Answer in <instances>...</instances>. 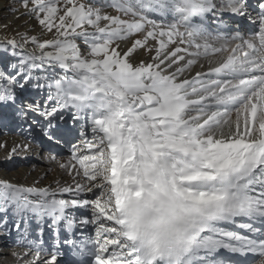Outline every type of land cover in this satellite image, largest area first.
I'll return each instance as SVG.
<instances>
[{
  "label": "snow or ice",
  "instance_id": "obj_1",
  "mask_svg": "<svg viewBox=\"0 0 264 264\" xmlns=\"http://www.w3.org/2000/svg\"><path fill=\"white\" fill-rule=\"evenodd\" d=\"M19 2L31 26L0 42L15 57L0 105L70 149V181L0 180L22 264H57L63 247L74 264H264V2L246 36L221 29L247 0ZM201 57L208 70L188 78ZM29 86L42 99H21Z\"/></svg>",
  "mask_w": 264,
  "mask_h": 264
},
{
  "label": "rangeland",
  "instance_id": "obj_2",
  "mask_svg": "<svg viewBox=\"0 0 264 264\" xmlns=\"http://www.w3.org/2000/svg\"><path fill=\"white\" fill-rule=\"evenodd\" d=\"M12 3H14L13 6L19 9V11L9 10V6H11ZM95 4L97 7H100L102 5L100 2H95ZM24 11L25 9L20 6L19 0H11V1L0 0V42L12 37H15L19 41L20 36L17 34V31L18 30L23 31L24 29L31 26L29 24L30 18L21 15V13H23ZM251 17L253 18V16ZM251 19L248 18L247 20L245 18V22H250ZM31 23L34 24L35 21H31ZM234 30L235 29H233L232 32H234ZM36 31L39 32V29H37ZM236 31L237 30H235V32ZM28 50L29 51L32 50L31 45H28ZM14 59L15 57L10 56L7 52L0 51V68L6 69L7 63L13 61ZM18 94L20 95L21 99H28L29 101L35 98L42 99L40 94L35 89H32L30 86L28 87L27 91L19 92ZM32 119H34V116L30 114L29 119L27 121L21 120L14 106L0 105V140L3 142L0 144V180H7L17 184L25 185L26 181L24 179H26V174L29 175L32 174V176L40 175V177L38 178L39 182L37 184L40 186H45L46 182L53 180L58 176V168H59L58 163L54 162L52 164H49L47 162L48 155H46L45 152L50 153V151H52L54 152L55 155L64 154L68 156L70 151L69 145L49 142L47 138L44 137L39 126L34 123H31ZM68 123L69 125H71L70 119ZM27 125L33 126V130H37V135L40 137V140L37 141V149L38 148L39 149L37 151L35 150V153L36 152L38 153V154L36 153L35 155H37L39 159L35 158L34 162L30 160L29 162L26 163L25 161H23V159H21L23 157L22 154H24V152L33 153L34 151L33 149L30 148L28 151H24V152L19 151L15 154L10 152L11 153L10 154L7 153V151H4V149L1 150V147H5L4 146L5 143L6 146L9 145L8 141H13L14 139L19 140L21 142L24 141L26 144H29L30 140L33 137L32 134H30L31 132L30 133L28 132L27 129L29 128H26ZM46 145L48 146V148ZM51 147H55V150H50ZM24 169H27V171H25ZM12 174H14V177L8 178V175H12ZM83 214L86 215L87 213H83ZM24 219H27L29 222L30 216H26L22 218L21 223ZM14 223H15V218L10 219L8 213V227L11 228ZM36 228H37L36 224L34 227L31 226L30 230L33 236L35 235ZM15 231L16 230L13 228L11 234H9L8 232L5 231L4 227H0V250L3 251L0 252V264H10L9 260H11V262L12 261L14 262L13 260L14 255L18 254L22 249L21 244L16 243L19 233L18 232L15 233ZM65 259H67V261H70V255L69 254L64 255V257L59 260L63 261ZM60 262H57V264H63ZM70 264H74V263L71 262Z\"/></svg>",
  "mask_w": 264,
  "mask_h": 264
},
{
  "label": "bare ground",
  "instance_id": "obj_3",
  "mask_svg": "<svg viewBox=\"0 0 264 264\" xmlns=\"http://www.w3.org/2000/svg\"><path fill=\"white\" fill-rule=\"evenodd\" d=\"M11 1V0H10ZM94 2H100L101 4H103V0H94ZM248 4H247V7H248V13H249V11H251V10H253L254 12H253V14L254 15H252L253 16V20H251L250 22H245V18L247 19V16L246 15H244L243 17H242V20H240V22H238V20H237V22H235V21H233V19H235V17H239V15H235V14H231V13H225L224 15H223V19L227 22V23H229V24H234V26H238V23H242V24H246L247 25V28H246V31H245V28H242V32H241V34H243V35H247V31H249L250 30V32H257L258 30H259V27H258V22L255 20V18H257L260 14H259V10H257L256 8H254L253 7V5L250 3V2H247ZM14 5V3H12V5L11 6H13ZM259 8V7H258ZM105 11H110L109 9H105ZM258 13V14H257ZM241 19V18H240ZM199 20V19H198ZM207 28L210 30V31H215L216 29H217V22L210 16L209 18H208V22H207ZM232 33H235V31L234 32H232ZM140 55L143 57V56H145L146 54L145 53H143V52H141L140 53ZM208 70V58H205V57H201L200 59H199V61L197 62V64L196 65H193L192 66V68H191V70H190V72H188V73H186V76L188 77V78H191L192 76H195V74L197 73V72H201V71H204V72H206ZM11 106V105H10ZM12 108V107H11ZM26 127V126H25ZM31 128V133L30 134H32V139L30 140V143H29V145H31V149H33L34 151H33V153H29V152H24V154H22L23 155V157L21 158V159H23V161H25L26 163L27 162H29L30 160L32 161V162H34V159L35 158H37V159H39L38 158V156L37 155H35L36 153H35V150L37 151L38 149H37V141H39L40 140V137L37 135V130H33V126H30V125H27V127L26 128ZM28 130V129H27ZM1 143H3L1 140H0V144ZM8 143H9V145H7V146H5V147H1V150H3L4 149V151H7V153H10L11 151H10V149L14 146V145H18V144H20V143H24V144H26L24 141L23 142H21V141H19V140H13V141H8ZM36 146V147H35ZM47 146V145H46ZM42 148V147H41ZM47 148H48V146H47ZM50 150H55V148H53V149H51L50 148ZM46 151V150H45ZM22 152V153H23ZM31 152V151H30ZM11 154V153H10ZM38 154V153H37ZM45 154L46 155H48V163L49 164H52V163H54V162H56V163H58V162H60V161H63V160H66L67 158H68V156H66V155H64V154H58V155H55L54 154V152H52V151H50V153L49 152H45ZM50 155L51 156H55L56 157V159L55 160H53V159H50L49 157H50ZM44 157V156H43ZM25 171H27V169H24ZM27 173V172H26ZM6 174V173H5ZM11 174V173H10ZM7 175V174H6ZM13 175V176H12ZM12 175H8V178L10 177H14V174H12ZM40 177V175H38V176H32V174L31 175H29V174H26V179H24L25 181H26V183H25V185L24 186H32V185H35V186H37V187H44V186H40V185H38L37 183L39 182V180H38V178ZM55 181H60V182H65V181H70V176L69 175H67L60 167L58 168V176L56 177V178H54L53 180H50V181H48V182H46L45 183V186H49V185H51L52 187H55L56 185H55ZM82 213L79 211V210H77L76 211V215L77 216H79V215H81ZM9 216H10V219H13L14 217L12 216V214H11V211L9 212ZM29 225H30V229H31V226H35V223H34V220H33V218L30 216V221H29ZM21 227H23V221H22V223H21ZM23 228H21V230H22ZM46 230V232H47V234H46V236H45V238H44V244H48V247L46 248L45 246H44V250L41 252V255H40V260L41 261H44V258H45V256H48L49 255V250L51 249V246H52V244H53V240H52V233H49L50 231L49 230H47V229H45ZM17 231H15V233H16ZM22 246V249H21V251L18 253V254H22V253H24V252H26V251H29V249L28 248H26V247H24L23 245H21ZM31 251L33 252V253H35V251H36V248H33V249H31ZM0 252H3L2 250H0ZM18 254H15L14 255V258H13V260H14V262L12 261L11 262V260H9L10 261V264H22V261L20 260V259H18ZM64 257V255H60L59 256V258H58V262H60L61 260H59V259H61V258H63ZM27 259H30V257H28Z\"/></svg>",
  "mask_w": 264,
  "mask_h": 264
}]
</instances>
